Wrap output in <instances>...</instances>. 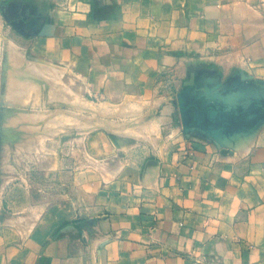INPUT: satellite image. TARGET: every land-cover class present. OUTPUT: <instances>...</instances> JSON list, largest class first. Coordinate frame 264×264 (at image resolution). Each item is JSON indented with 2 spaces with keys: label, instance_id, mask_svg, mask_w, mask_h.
<instances>
[{
  "label": "crops",
  "instance_id": "crops-1",
  "mask_svg": "<svg viewBox=\"0 0 264 264\" xmlns=\"http://www.w3.org/2000/svg\"><path fill=\"white\" fill-rule=\"evenodd\" d=\"M0 14L115 114L72 136L61 198L0 224V264H264V126L234 147L193 121L215 87L264 81V0H0Z\"/></svg>",
  "mask_w": 264,
  "mask_h": 264
},
{
  "label": "rangeland",
  "instance_id": "rangeland-1",
  "mask_svg": "<svg viewBox=\"0 0 264 264\" xmlns=\"http://www.w3.org/2000/svg\"><path fill=\"white\" fill-rule=\"evenodd\" d=\"M30 39L11 32L0 14V224L22 226L61 198L72 136L107 126L115 115L98 114L97 105L80 95L78 81L64 66L35 53ZM247 83L235 99L216 95V87L200 98L197 128L206 137L237 147L264 126V82Z\"/></svg>",
  "mask_w": 264,
  "mask_h": 264
},
{
  "label": "water",
  "instance_id": "water-1",
  "mask_svg": "<svg viewBox=\"0 0 264 264\" xmlns=\"http://www.w3.org/2000/svg\"><path fill=\"white\" fill-rule=\"evenodd\" d=\"M247 82H249V83H247V85L248 84H250V85H252V86H258V85H261V84H263V82H261V83H255V84H253L251 81H247ZM246 85V86H247ZM241 86H242V88L245 86H243L242 84H241ZM245 91V89L243 88V90H242V93ZM242 93H241V95H242ZM218 95V94H217ZM240 95V96H241ZM211 96V95H210ZM205 97H209V96H205ZM223 97V96H222ZM239 97V96H238ZM202 98V97H201ZM225 98H227V97H225ZM234 99L235 98H237V97H233ZM233 98H227V99H233ZM199 100H200V98H199ZM199 108V107H198ZM201 110H200V108H199V112H200ZM199 112L197 113V120L195 119V117H194V119H193V121H196L195 123H194V125H197L198 126V124H200V122H201V118H200V115H199ZM195 114L196 113H194V116H195ZM198 127H202V126H198ZM215 140H217V139H215ZM218 141V140H217ZM220 142V141H219ZM222 144H226V143H222ZM89 222L88 223H93L94 222V220H88ZM86 223H84L83 222V224H82V222L81 223H79V226H81V227H83L84 225H85Z\"/></svg>",
  "mask_w": 264,
  "mask_h": 264
},
{
  "label": "bare ground",
  "instance_id": "bare-ground-1",
  "mask_svg": "<svg viewBox=\"0 0 264 264\" xmlns=\"http://www.w3.org/2000/svg\"><path fill=\"white\" fill-rule=\"evenodd\" d=\"M11 46L13 47V45H11ZM9 48H10V47H9ZM11 49L13 50V49H15V48L13 47V48H11ZM11 49H10V50H11ZM13 51H14V50H13ZM9 55H10V53H9ZM9 55H8V56H9ZM23 85H24V84H23ZM25 85H26V84H25ZM25 85H24V87H25ZM120 107H121V106H120ZM98 110H99V109H98ZM100 110H102V109H100ZM100 110H99V112H101ZM164 111H165V110H164ZM119 112H120V111H119ZM119 112H118V113H119ZM127 112H128V111H127ZM102 113H103V112H102ZM107 113H108V112H107ZM120 113H121V112H120ZM112 114H113V113H112ZM126 114H128V113H126ZM33 115H34V114H33ZM104 115H105V114H104ZM116 115H117V113H116ZM120 115H121V114H120ZM49 117H50V116H49ZM32 118H33V117H32ZM40 118H41V117H40ZM160 118L162 119V117H160ZM54 120L57 121V119H54ZM47 122H48V120H47ZM57 122H58V121H57ZM57 122H56V123H57ZM147 122H148V121H147ZM151 122H152V121H151ZM45 123H46V122H45ZM56 123H55V124H56ZM45 125H46V124H45ZM48 126H49V125H48ZM142 126H143V125H142ZM142 126H139V125H138L137 128H139V127L142 128ZM148 126H149V125H148ZM42 127H43V126H42ZM44 127H45V126H44ZM51 127H52V126H51ZM33 128H35V127H33ZM36 128H37V127H36ZM36 128H35V129H36ZM45 128H47V127H45ZM49 129H50V128H49ZM49 129H48V130H49ZM52 131H53V130H52ZM118 131H119V130H118ZM121 131H122V130H121ZM116 132H117V131H116ZM124 132H125V131H124ZM127 132H128V131H127ZM219 132H220V131H219ZM50 133H51V132H50ZM216 134H217V133H216ZM219 134H221V132H220ZM222 134H223V133H222ZM218 136H220V135H218ZM218 136H217V137H218ZM224 136H225V135H224ZM218 138H220V137H218ZM226 138H227V137H226ZM220 139H221V138H220ZM225 140H227V139H224L223 141H225ZM123 141H124V140H123Z\"/></svg>",
  "mask_w": 264,
  "mask_h": 264
}]
</instances>
